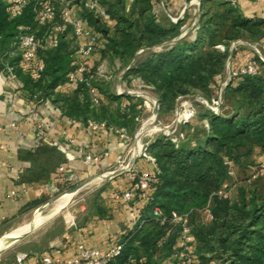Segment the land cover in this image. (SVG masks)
Segmentation results:
<instances>
[{
  "label": "trees",
  "instance_id": "1",
  "mask_svg": "<svg viewBox=\"0 0 264 264\" xmlns=\"http://www.w3.org/2000/svg\"><path fill=\"white\" fill-rule=\"evenodd\" d=\"M12 1L0 0V65L14 68L30 99L50 100L61 104L63 115L67 117L82 118L85 123L89 120L106 122L135 134L138 104L129 107V114L114 115L104 103L99 107L93 104L92 87L87 83L78 86L72 96L57 93L67 84L73 70L75 47L67 41L68 32L60 36L56 48L42 52L45 70L40 80L35 81L19 68L21 57L12 56L16 38L21 33H36L44 40L52 24L39 26L34 2L11 18ZM99 1L117 25L112 33L94 14H84L89 25L106 39L105 48L97 55L102 59L111 55L114 61L124 62L130 68L125 80L137 79L142 88L153 89L158 96L161 115L173 112L178 99L191 92L216 97L220 86L218 79L225 73L229 57L235 54L230 50L231 45L245 37L255 42L264 41V21L246 19L233 0H202L196 36L191 39L194 32L190 30V34L176 43L173 41L182 35L186 20L168 26L162 24L154 13L157 0H137L130 14L127 0ZM211 3H218L224 10L214 13L212 6H208ZM163 44L167 45L160 48ZM255 60L259 62L258 74L237 82V86H233L236 81H232L226 89L228 99L236 102L233 115L224 117L212 113L203 142L188 140L178 145L171 136L161 134L150 143L149 153L158 167V179L147 189L153 201L145 202L141 192L136 195L134 200L145 203L140 224L134 229L128 228L120 241L124 249L110 264H132L131 259L138 263L162 264L173 256L182 230L181 225L172 223L174 213L189 215L196 252L211 254L209 260L212 262L264 264V192L260 193L257 188L243 190L235 200L222 194L231 178L230 163L244 166L243 158L251 157L255 148L264 152V62L258 57ZM99 86L96 84L93 88L107 92ZM122 98L112 96L113 101ZM208 206L213 220L194 225V217L201 220V213ZM157 207L167 219L164 225L154 216ZM106 213L105 208H98L101 218H106ZM141 222H145L142 227ZM169 229L173 234L167 237Z\"/></svg>",
  "mask_w": 264,
  "mask_h": 264
},
{
  "label": "crops",
  "instance_id": "2",
  "mask_svg": "<svg viewBox=\"0 0 264 264\" xmlns=\"http://www.w3.org/2000/svg\"><path fill=\"white\" fill-rule=\"evenodd\" d=\"M168 1L170 9L176 14L187 13L185 0ZM233 1L246 19L264 21V0ZM168 12L165 7L161 9V13L167 15ZM261 43L262 41L241 42L239 50L229 59V74L257 57L262 61L263 53L257 54ZM262 51L264 52V48ZM100 60L96 55L89 63L92 66L98 64L97 68L105 67L108 62L102 60L100 63ZM7 67L8 65L4 67L0 65V237H6L29 223L34 213L49 204L50 198L71 189L65 185L60 176L61 166H66L78 175L77 185H85L79 192L87 189L91 183L102 182L103 186H106L102 191L101 205L108 211L110 218L101 220L96 217L72 231L59 232L42 245H38L40 240L39 235H36V240L39 241L34 249L6 250L0 255V264H16L17 256L22 253H31L32 258L27 262L28 264H39L45 255L56 260H73L82 248L109 252L122 240L128 228L134 229L140 224L145 203L134 200L133 203L127 204L117 200L116 195L131 188L133 180L127 172L129 169L158 172L156 163L141 154L142 147L152 143L155 138L147 142L143 139L140 142L136 139L129 142L115 133L94 132L82 118L63 115L61 104H55L50 100L37 102L30 99L21 80H13L6 73ZM125 72L119 77L111 74L102 79L107 92L99 91L101 103L109 106L114 115L129 114L127 104L137 103V99L130 101L125 95L131 86L129 81L125 80L127 74ZM133 84L142 87L137 79H133ZM77 89L78 87L64 85L57 90V93L72 96ZM120 92L124 94L120 95ZM114 95L123 98L120 101H113ZM140 108L138 106L137 110ZM33 109L39 114L36 121L29 118V112ZM135 121H139L138 116ZM13 124L16 127H12ZM44 137L54 145L37 146V141ZM88 155L99 158V162L88 164L86 162ZM121 156L126 159L124 165L119 164ZM12 192H16L17 196H11ZM40 227L31 233L37 232ZM46 232L45 229L44 235ZM29 235L23 239L28 238ZM163 262L162 264H165L167 261Z\"/></svg>",
  "mask_w": 264,
  "mask_h": 264
},
{
  "label": "built area",
  "instance_id": "3",
  "mask_svg": "<svg viewBox=\"0 0 264 264\" xmlns=\"http://www.w3.org/2000/svg\"><path fill=\"white\" fill-rule=\"evenodd\" d=\"M33 2L36 5V22L39 26L52 24V30L44 40L39 38L36 33H21L16 38L13 43L12 56L18 55L21 57L19 68L25 74L30 75L35 81L40 80L45 70V64L41 57L42 52L47 49L56 48L59 44L60 36L64 33L70 32L73 35L75 43V54L73 58V70L68 76L66 85L77 88L81 84L87 83L90 86V81L105 78L106 74H104L102 67L95 69L89 61L105 48L106 39L103 34L91 27L87 19L84 17L85 13H92L104 23L110 25V16L100 1L83 0L82 2H79L78 0H13L11 5V18H15L17 15L21 14L22 11ZM240 44V41L233 43L231 52L233 53L238 51ZM263 48L264 41H262L261 45L257 49V54L261 55ZM5 71L13 80L19 81V77L13 67L8 66ZM258 72L259 62L252 59L240 69L232 71L230 73L229 82H244L247 77L256 76ZM119 94L123 95L124 93L120 92ZM91 95L93 104L95 106H99L102 102L99 90L92 87ZM221 100L222 96L219 93L216 97L212 98L211 104H207V101H203V103L207 104L210 110L217 114L222 104ZM178 102H181V106L176 111L173 123L182 126L192 124L197 111L194 102L186 99V96L180 97ZM130 106L131 104L128 103L127 108ZM156 108H158L157 101L154 102V109ZM29 118L34 121L38 120V112L34 109L31 110L29 112ZM87 126L94 132L108 131L110 133H115L129 142H132L135 139L138 140V136L140 134L138 133L133 137L126 129L109 126L106 122H97L95 120H89L87 122ZM12 127H16V125L13 124ZM207 129H209L208 124ZM180 138L184 140V134H181ZM43 144L54 145L47 137L37 141V146H41ZM149 147L150 143L143 146L141 154L144 158L155 162V159L149 153ZM86 162L88 164L93 162L98 163L99 158L88 155ZM125 162V157L121 156L119 158V164L124 165ZM59 172L67 187H71L79 183L78 175L66 166H61ZM127 172L130 174L133 184L127 191L117 194L116 199L130 204L134 201L136 195L141 192L142 198L145 202L153 201V198L148 195L147 189L157 181L158 173L133 171L130 169ZM11 196L15 197L17 196V193L12 192ZM154 216L161 220L163 225L167 222V219L163 218L162 210L158 207L154 209ZM212 220V212L210 206H208L201 213V221L203 224H208ZM172 223H174V225H181L182 230L175 247L176 252L168 264H198L199 259L196 255V239L193 234V226L189 215L181 216L178 213H174ZM144 224L145 222H141L140 226L142 227ZM171 234H173V230L169 229L166 236L170 237ZM123 249L124 245L119 241L107 253H103L97 249L82 248L79 255L73 260H56L49 255H45L41 258L39 264H110L115 257L121 255ZM31 258V253L19 254L16 258V264H28L27 262ZM131 263L145 264V261L138 263L135 259H131Z\"/></svg>",
  "mask_w": 264,
  "mask_h": 264
},
{
  "label": "rangeland",
  "instance_id": "4",
  "mask_svg": "<svg viewBox=\"0 0 264 264\" xmlns=\"http://www.w3.org/2000/svg\"><path fill=\"white\" fill-rule=\"evenodd\" d=\"M112 3H115V0H110ZM127 11L130 14L132 11L133 6L135 5L137 0H127ZM217 1H225V0H217ZM170 2L168 0H157L155 2V10L154 13L157 15L159 20L164 25H169L171 23H178L181 20H186V23L184 27L182 28L183 33L186 32L188 29L191 28V32H194L192 34L191 39H193L196 36V32L199 29V21L200 16L199 15V0H185V5H187V13L185 12L182 15L176 14L175 11H172L170 9ZM209 7L212 6L213 12H219L223 11L224 8L218 6L217 4H210ZM165 7L167 11H169V14L161 13V9ZM107 8H109L107 6ZM188 15V18L186 17ZM199 15V19H198ZM114 17H110V19ZM178 20V21H177ZM177 21V22H176ZM116 25L117 22L111 19V24L108 25L107 23L103 22L104 28H109L112 30V33L116 31ZM103 28V29H104ZM106 28V29H107ZM182 33V34H183ZM190 34V33H189ZM114 34H112L111 37H113ZM67 41L71 44V47H75V43L73 40L72 33L67 34ZM246 42L251 41L255 42L251 38L245 37L243 40H240V42ZM233 45V44H232ZM231 45V47H232ZM221 50H225L223 46H219ZM231 50V48H230ZM262 55L264 56V52L262 51ZM106 56L105 59H102L101 55L98 57L102 60H106L108 63L105 67H102L104 74L106 75H114L116 77H119V75L123 72H125L127 69L126 64L120 60L114 61L112 57ZM231 59V57H229ZM229 59L227 61V66L225 73L220 78V86L218 89V92L222 96V104L219 108V112L216 114L212 112L207 105L208 103L211 104L212 98L210 95L204 93V92H191V94L186 96V99L191 100L194 102L196 107V116L193 119V123L188 126H182V125H176L173 123L174 117L176 114V111L180 108L181 102H177L176 109L169 113L161 115L159 111V115L155 119V110L154 109V102L158 100V96L151 88H142V87H136L133 84V79H129L130 90L127 93H131L132 97L134 99H137V103L141 108L138 110V117L139 121H136L137 123V133H142L146 131V134L143 136V140L145 142L149 141L151 138H156L157 136L164 134L166 136H171L178 145H182L184 141L190 140L191 142H203L207 135V124L209 125V117L213 114L215 115H222L224 117H231L235 111V105L236 102L232 99H228L226 94L227 87L231 84L229 82L230 79V68H229ZM264 62V59L262 60ZM98 66V64H97ZM97 66H94L95 69H98ZM127 70V71H128ZM127 71L125 73H127ZM103 78H99L97 80H93L92 84H90L91 87H94L96 84L105 87V82H102ZM96 83V84H95ZM132 83V84H131ZM237 82L233 84V86H237ZM99 86V87H100ZM97 88V86H96ZM92 89V88H91ZM184 101V100H183ZM182 101V102H183ZM203 101H207V104H204ZM101 105V104H100ZM99 105V106H100ZM96 106V107H99ZM151 120V122H150ZM134 132V131H133ZM169 133V134H167ZM133 136H136V134L132 133ZM184 134L185 139L182 140L180 138V135ZM177 139L179 141H177ZM138 141V140H137ZM143 141V142H144ZM246 150H243V153H245ZM244 166H238L237 164H231V178L230 180L225 184L222 194L232 198L233 200L237 199L241 192L243 190L249 191L254 190L255 188L259 189L260 193L264 192V152L260 148H255L253 150V155L251 157H245L242 160ZM104 184L102 182L97 183H91V186H89L87 189H85L82 192L76 193V195L72 196L67 202V204L62 207V211L55 216L52 219H49L47 222H45L40 229L36 232L31 233L28 238H25L23 240H20L18 243L13 245L12 247L8 248L7 251H21L25 249H34L37 242L39 241L38 245H42L43 242H46L48 238H51L53 236L58 235L61 231L66 230H74L78 228L79 226L85 225L86 223L90 222L96 217H99L101 220H108L110 218L109 213H106V218H101L98 214V208L104 209L103 205H101V195L102 191L106 186H103ZM80 185H77L78 187ZM67 189L65 191H62L54 197L50 198L48 203L50 204L47 208L43 210L44 213H47L50 210V207L55 204L60 198H62L64 195L71 193L76 188ZM47 203V204H48ZM36 213H34L29 221L33 220ZM194 225L196 223H200V218L194 217ZM26 225V224H25ZM22 227V226H21ZM53 227V229L51 228ZM20 229V228H18ZM37 229V228H36ZM46 229V233L44 235V230ZM35 230V229H34ZM32 230V231H34ZM30 231V232H32ZM15 232V231H14ZM13 232V233H14ZM38 233V234H37ZM43 233V234H42ZM11 235V234H10ZM10 235L6 237H0V245H2L4 242H6ZM36 235H39L38 239L36 240ZM14 253V252H13ZM198 253L199 263L198 264H217V262H212L209 260L212 255L207 253ZM173 256L169 257V259H166V263L168 264L169 261H171ZM202 257H204L202 259ZM173 261V260H172ZM164 263V262H162Z\"/></svg>",
  "mask_w": 264,
  "mask_h": 264
},
{
  "label": "bare ground",
  "instance_id": "5",
  "mask_svg": "<svg viewBox=\"0 0 264 264\" xmlns=\"http://www.w3.org/2000/svg\"><path fill=\"white\" fill-rule=\"evenodd\" d=\"M75 194L76 192H71L64 195L57 202H55L52 207H50V210L47 213H44L43 209L37 211L31 222L27 223L26 225H23L22 227H20V229H17L14 233L10 235L9 239L6 242L0 245V250L13 244L23 234L40 227L49 219H52L57 216L62 211V207H64L68 203L67 201Z\"/></svg>",
  "mask_w": 264,
  "mask_h": 264
},
{
  "label": "water",
  "instance_id": "6",
  "mask_svg": "<svg viewBox=\"0 0 264 264\" xmlns=\"http://www.w3.org/2000/svg\"><path fill=\"white\" fill-rule=\"evenodd\" d=\"M202 4H203L202 0H199V5H200L199 13H202ZM187 8H188V7H187ZM190 30H191V29H189V30H187L186 32H184L179 38L175 39L173 42L176 43V42L180 41L181 39H183V38H184V37L190 32ZM166 45H167V44H163L160 48H162V47H164V46H166ZM129 69H130V68H129ZM125 95H127V96H131L132 94H131V93H126ZM156 101H157V104H158V108H156V110H155V119H156L157 116L159 115V111H160L159 101H158V100H156ZM145 134H146V131H144V132H142V133L139 134V136H138V142L142 140V138H143V136H144ZM84 186H85V185H80V186L76 187V188L74 189V191H72V192H76V193H78L82 188H84ZM49 205H50V204H48V205L42 207L41 209L44 210V209L47 208ZM30 233H31V232H28V233L23 234V235L20 236V237H19V238L13 243V244H11V245H9V246H7V247L1 249V250H0V255H1L4 251H6L8 248H10V247H12L13 245H15L16 243H18L21 239H23L24 237H26L27 235H29Z\"/></svg>",
  "mask_w": 264,
  "mask_h": 264
}]
</instances>
